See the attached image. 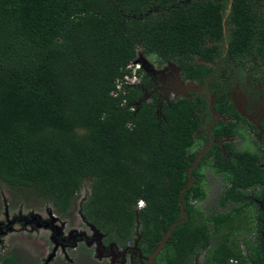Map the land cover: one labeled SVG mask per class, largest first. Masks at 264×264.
Returning <instances> with one entry per match:
<instances>
[{
  "label": "trees",
  "instance_id": "trees-1",
  "mask_svg": "<svg viewBox=\"0 0 264 264\" xmlns=\"http://www.w3.org/2000/svg\"><path fill=\"white\" fill-rule=\"evenodd\" d=\"M138 48L200 81L210 68L195 57L215 51L254 64L264 86V0H0V185L61 217L86 188L78 214L106 241L137 233L148 257L166 237L152 264L201 252V264H264L263 155L227 144L196 161L205 96L147 98L148 76L130 66ZM230 126L211 130L231 137ZM205 170L222 177L228 210L195 205Z\"/></svg>",
  "mask_w": 264,
  "mask_h": 264
},
{
  "label": "flooded vegetation",
  "instance_id": "flooded-vegetation-1",
  "mask_svg": "<svg viewBox=\"0 0 264 264\" xmlns=\"http://www.w3.org/2000/svg\"><path fill=\"white\" fill-rule=\"evenodd\" d=\"M224 45L226 46V44ZM213 54L216 58L211 62L199 61L195 57V64L198 63L210 68L202 76V81L198 78L193 80L184 78L181 69L173 62H166L164 65L143 64L142 71L149 78L147 84L149 92L145 93V96L151 98L150 96L155 94L161 101H167L180 96L187 98L197 93L202 94L207 100L210 121L204 122L196 135L199 138L203 136L194 146V150L197 152L196 161L202 155L207 154L213 146L217 147L216 151L218 154L227 155L230 151L228 152L226 146L230 144L233 151L248 150L258 155L261 153L263 158L260 164L264 168V86L256 79L257 76L254 74L252 67H250L254 64H236L229 56L218 55L215 51ZM229 107L234 109L238 118L230 114L228 111ZM220 122L225 125L229 123L235 125L234 129L230 126V131L229 129L224 131V133L232 132L233 135L231 134V137H219L216 139L217 132H213L211 129ZM242 143L248 147L244 146L245 148L240 150L239 146ZM251 150H255V152ZM208 157L209 155L207 154ZM205 171L208 172V170ZM253 195L254 193L251 192L248 196L258 203L259 201L253 198ZM218 203L217 200L216 209L210 210L213 212H224L230 208L229 204L221 206ZM79 218L89 233L78 231L79 233L82 232L83 235L77 237L74 232L72 233L76 229L66 231V224L64 223L61 224L63 227L60 233L55 235L54 225L57 222L51 223V218L48 220H34L33 223L30 222L32 220L29 218L27 221L26 219L24 220V222L26 221L24 224L21 223L23 219H20L19 223L22 229L29 225V231L44 230L49 233L50 251L40 252L36 260L30 262V264H45L46 259L55 248L54 255L48 264H52L58 254L63 258L61 264H149L148 259L153 252L148 257L142 255L138 247L140 236L137 233L133 234V240L123 243L106 241L104 236L99 246L102 254L101 257L97 258V242H93L91 245L87 244L92 240V234L88 227L90 223H87L81 215H79ZM38 225L40 227H37ZM112 244L114 245L112 246ZM67 250H78L81 255L79 254V258L77 257V261H75L67 255ZM201 254V260L203 261L204 256L202 252Z\"/></svg>",
  "mask_w": 264,
  "mask_h": 264
},
{
  "label": "rangeland",
  "instance_id": "rangeland-1",
  "mask_svg": "<svg viewBox=\"0 0 264 264\" xmlns=\"http://www.w3.org/2000/svg\"><path fill=\"white\" fill-rule=\"evenodd\" d=\"M150 63L152 62L148 58H145L144 64L151 65ZM243 144L244 143L239 146L240 150L248 147ZM251 151L255 152V150ZM205 186V200L201 203L196 202L195 205L202 210L203 214L207 215L213 212L210 209L217 208L218 196L222 192L225 183L221 176L215 175L208 170V172H205ZM86 192L87 189L84 188L79 193V196L73 200L67 215L61 217L52 211L50 205L43 204L40 201H26L28 203L21 204V200L18 196H16L17 198L15 199L10 191L0 185V254L14 256L17 264H30V262L36 260L40 252H46V250L50 251L51 244L48 239L49 233L44 230L29 231V225L23 227V230L19 223L20 219H23L21 223L24 224L29 218L33 217V220L31 219L32 221H30L33 223L34 218L35 220H48L51 214L53 217L58 218V225L61 223L66 224V231L76 229L77 231L89 233L78 214V205ZM5 209H7V217L5 216ZM25 219L26 221L24 222ZM66 253L70 258L77 261L80 251L67 250ZM62 259V256L58 254L52 264H61ZM201 259L202 254L199 255L197 264L202 263ZM92 261L96 263L93 259Z\"/></svg>",
  "mask_w": 264,
  "mask_h": 264
},
{
  "label": "water",
  "instance_id": "water-1",
  "mask_svg": "<svg viewBox=\"0 0 264 264\" xmlns=\"http://www.w3.org/2000/svg\"><path fill=\"white\" fill-rule=\"evenodd\" d=\"M137 55H138V59L137 60H135L132 64L133 65H140V66H142V64H141V62H143V61H141V60H139V55L141 56V53H140V51L139 52H137ZM144 63V62H143ZM7 211V209H5V212ZM6 217H7V212H6V215H5ZM50 218H51V223H55V222H58V218L57 217H53V215H51L50 214ZM30 219H32L33 220V217H31ZM34 220H35V218H34ZM61 224H63V223H61ZM58 225V224H56V225H54V227H55V235H58L59 233H60V231H61V228L63 227V225ZM37 227H40V225H38ZM45 227H47V226H45ZM88 227H89V230H90V232H91V234H92V240L90 241V242H88L87 244L88 245H91L93 242H97V248H96V257L98 258V257H101V254H102V250H101V247H99L100 246V243H101V240L103 239V237H104V234H102L98 229H96L93 225H91V224H88ZM75 233V236L77 237V236H82L83 235V233L82 232H78V231H76V230H74V231H72V233ZM165 240H166V237H164V239H163V241L160 243V245L158 246V248L150 255V257H149V259H148V261H149V264H152V260H153V257L160 251V249L162 248V246H163V244H164V242H165ZM114 244H112V246H113ZM55 250H56V248L53 250V252L51 253V255H49V257L46 259V261H45V264H48L49 262H50V260H51V258L53 257V255H54V252H55Z\"/></svg>",
  "mask_w": 264,
  "mask_h": 264
},
{
  "label": "clouds",
  "instance_id": "clouds-1",
  "mask_svg": "<svg viewBox=\"0 0 264 264\" xmlns=\"http://www.w3.org/2000/svg\"><path fill=\"white\" fill-rule=\"evenodd\" d=\"M139 51H140V53H141V56L139 55V57H140L139 60L145 62V58L147 59V57H146L145 55H143L142 52H141V49L138 48V49H137V52H139ZM137 57H138V55L136 56V59H135V60L138 59ZM135 60H134V61H135ZM134 61H133V62H134ZM133 62H132V63H133ZM143 62H141L142 66H140V65H133V64L131 63L130 66L133 67V71H134V73H135V71H136L137 69L142 70V67H143V64H144ZM134 80H135V79H133V81H134ZM141 206H142V203L139 202V207H141Z\"/></svg>",
  "mask_w": 264,
  "mask_h": 264
}]
</instances>
